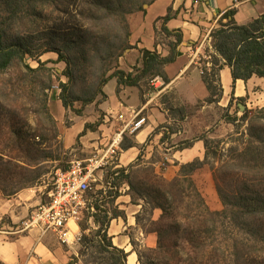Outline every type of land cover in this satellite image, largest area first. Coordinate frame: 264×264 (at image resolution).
<instances>
[{
	"label": "rangeland",
	"instance_id": "1",
	"mask_svg": "<svg viewBox=\"0 0 264 264\" xmlns=\"http://www.w3.org/2000/svg\"><path fill=\"white\" fill-rule=\"evenodd\" d=\"M105 2L109 4L110 0H105ZM27 5L26 7L22 6L18 10L19 19L13 24L12 35L18 36V34H21L32 45L31 49L35 56L26 58L27 65L36 69L39 66L38 59L48 64L46 65V70L42 71V74L40 73L35 76L28 75L21 67H13L7 73L0 74V97L2 98V104L12 107V105H15V99H19L17 102L18 107H16V116H12V118L0 116V127L2 130L0 152L3 153L2 155L6 160L12 163L9 166L10 172H4L0 176V185L9 195L19 193L25 189L38 187L41 191V199L45 201L46 189L55 177L58 169L69 168L74 162H81L84 166L91 165L96 161H100L109 148L103 145L100 152L92 146V143L96 140L86 137L89 132H95L92 129L88 130L84 136H80L87 123L93 125L100 119L103 120V124L105 123L106 114L101 110V104L89 105L81 116H78L71 109H65L66 114L61 122L60 128L62 129L60 130L57 124L54 125L48 119V115L43 110L46 93L48 95L49 113L56 122L58 121L56 117L59 113L55 108L57 99L60 100L59 95L61 93L59 88L60 76L58 73L62 72L66 65L64 63H54L57 60V55L50 52L52 51L50 48L54 47L53 44L49 45L52 42V36H54L52 33L59 31L61 28L70 32L76 28L89 30L94 36L95 42L101 43L100 54L95 61H90L89 70L87 72H75L77 83L74 92L79 97L90 96L101 81L102 75H109L111 73L108 71L115 66V55H123L120 59L121 69L126 72L136 73L134 68L141 67L142 54L139 50V41L135 43L136 48L130 52H124L121 49L126 44V29L121 20L122 14L115 15L109 10H101L92 4V0H80L76 4L70 3L68 0H63L60 3L57 0L46 5H38L36 11H33L30 4L27 3ZM7 15L6 8L0 5V17H6ZM142 15L143 12L126 15L130 29L136 27V30L139 27ZM156 40L161 43L163 50L169 49L172 43L166 36L159 33L156 35ZM201 60L204 62H201ZM201 60L200 64L207 67V62H210L211 58L209 55H206ZM49 75H53L54 82L51 90L46 87ZM60 78L63 82L67 81L64 77ZM83 78L86 80L83 81ZM156 79L146 78L140 85L141 101L143 104L148 103L147 109L141 115L147 117L146 124L150 121L151 114L153 116L157 115L158 118L154 119L157 120V128L162 133L164 130H167L163 127H171L177 133L173 134L170 138H163L162 134H159L160 138H157L158 135H154L148 141V144L140 149V166L132 172V180L135 183L139 180L151 183L152 181L148 179H151L153 175L155 176V171L159 172L160 177L166 181H171L178 176L183 165L197 160L204 161L206 148L204 141L200 140V137L204 134L217 141L214 146H220L223 150L222 157L213 158L211 156L207 162L205 161V166L193 174L195 185L211 211L217 212L223 210V203L217 189V173L220 177L225 175L228 178L227 183L225 182L224 184V189L228 192H232L234 189L238 190V179L264 181V171H249L241 161L236 162L235 160L237 156L235 150L239 151L244 147L249 128L252 126L251 122L249 120L240 121L237 125H234L228 123L224 118V115L229 113L241 119L246 110H249L252 115L257 109L264 106L250 107L248 106L249 101L247 99L245 103L236 101L231 109H228L229 104H225L223 101L211 103L207 99H200L194 105H185L172 92L157 97L160 88L155 86ZM113 87L114 84L111 82L107 87L108 93L111 94L114 91ZM240 105L245 108H241ZM81 106V102L75 103L76 108L79 109ZM182 109H185V111L182 112ZM14 129H21L23 131L22 139L33 143L43 141L38 136H46L48 140L44 142L45 147H50L56 159H58L44 163L37 168L36 171L44 174V176L36 182H33L35 174L30 172V169L24 167L22 161L20 162L22 159H19V152L15 149V145L21 140L17 139V136L13 134ZM72 131H77L78 134L73 137L70 135ZM130 140L129 137H124L122 143L126 144ZM188 141H193L191 147L187 146ZM66 142H71V146L66 145ZM111 155L114 157L110 158V163L102 164L103 166L94 172L95 179L91 183V190L88 194V209L82 213L79 221L80 237L83 240L79 241L77 245L78 256L71 262L73 264H107L104 261V254L97 247L96 231L98 226L90 218L92 213H94L91 207L97 203L101 205L104 203L102 209H108L116 213H125L123 208L128 205L127 201L131 198L128 194L129 186L124 184L120 190L121 196L116 202H109L111 200L109 195L117 191L113 189L114 185L112 186V180L109 179L108 175L116 169L115 166L119 159L118 153ZM108 157H110V154ZM213 167L219 170V172L214 170ZM135 199L137 200L138 197L136 196ZM140 203L143 208L135 216L137 227L127 226L124 231L125 235L132 237L131 245L129 246L131 250L129 252L125 250L127 253H130L127 264H169V258L158 256L157 253L151 252L153 241L147 238V232H152L159 228L162 229L164 226L172 227V233L165 239L167 247L171 249L172 254L174 252L179 253V257H176L178 263L173 261L170 264H189L191 261H197V264H199L198 256H200L202 251L206 250L204 254L208 257L209 252L214 247L219 248V244L227 238L224 235L218 237V239L213 237L208 240L202 239L196 246H193L192 243L188 242L183 233H178L175 228L177 222L184 221V218L181 217V214L185 213L183 209L182 212H179V215L167 217L158 222L156 219H158L159 214L155 213L157 209L153 211L154 205L144 204L143 201ZM80 226H83L87 230L82 231ZM140 229L144 230L147 239L140 236ZM155 236L157 238L155 248H157L158 235L156 234ZM84 237H87V241H84ZM239 239V242H241V259L238 263H235L230 258L226 264H264V246L248 241L243 235L239 236ZM209 244L212 246H208ZM251 252L252 256H250ZM139 256H141V260Z\"/></svg>",
	"mask_w": 264,
	"mask_h": 264
},
{
	"label": "trees",
	"instance_id": "2",
	"mask_svg": "<svg viewBox=\"0 0 264 264\" xmlns=\"http://www.w3.org/2000/svg\"><path fill=\"white\" fill-rule=\"evenodd\" d=\"M57 0H0V5L6 8L8 15L0 17V74L7 73L13 67H21L28 75L42 74V71L46 70L48 63L42 62L38 59V67L36 69L31 68L26 64L27 57L35 56L31 49L29 41L22 37L12 35L13 24L17 22L18 10L22 6H32L33 11H36L38 5H46L50 2ZM62 3L63 0H58ZM70 3H78L80 0H68ZM83 1V0H82ZM157 0H110V3H106L105 0H92V4L101 10H109L115 15L122 14L121 20L126 29V44L122 46L124 52L135 49L136 47L131 45L132 32L130 29L129 21L126 15H132L135 12L146 13V8L154 4ZM236 10L232 9L224 13L219 19V28L214 30L211 34L213 40L214 54H209L211 58L210 62H207V67L202 66V78L209 91L208 102H220L224 96V88L222 85L220 72L224 67H229L233 79V97L230 101L228 109L233 107L236 99L234 96L236 82L243 80L249 81L253 77L264 78V15L255 19L248 25H239L235 19ZM176 16L172 15V9L169 8L168 14L159 19L161 21V31L167 37H174L175 41L170 44V51L168 56H162L157 50L150 51L147 49L140 50L142 54V67L134 68L136 73H128L120 68V59L122 54L115 55V66L109 69L108 74H103L101 81L97 87L92 91L88 97H79L75 94L74 88L77 83V75L75 72H87L89 70L90 61H95L100 54V42H95L94 36L89 30L74 29L69 31L60 29L52 33V42L54 47L50 48V52L57 55V60L54 63H64L65 69L58 73L60 77L67 79L66 82L60 81L59 99L62 102L65 109H71L78 116L83 115L84 110L92 104H99L108 99L107 94L104 91L105 86L112 80L117 79L119 87H139L141 82L146 78H160L164 84H169L165 69L167 66L174 64L179 56V47L183 44V35L180 30L172 31L167 25ZM41 56V55H40ZM202 59V58H201ZM201 62H204L201 60ZM210 64L211 67H208ZM79 80V79H78ZM86 79L83 78V81ZM53 75H49L48 83L46 87L51 90L53 88ZM26 85V84H25ZM16 94V93H14ZM43 110L48 119L55 125L58 123L50 115L48 109V95L45 93ZM18 98L15 99L14 106H6L2 104V98L0 97V107L2 113L0 116L8 118L16 116V107H18ZM81 102V108H76L75 103ZM237 102L245 103V99H238ZM172 112L171 109H169ZM185 109H182L184 112ZM7 116V117H6ZM225 120L228 123L237 125L240 121H250L252 126L249 128L248 136L244 142V147L237 151L235 158L236 162L241 161L246 169L249 171L262 172L264 171V107L257 109L255 113L251 115L249 110H246L244 115L239 119L237 116L231 114L224 115ZM103 124V120H98L95 124H86L84 131L80 136H84L88 130L92 129L96 131L99 126ZM258 125V126H257ZM261 126V127H259ZM163 138H170L173 134L177 133L175 129L163 127ZM59 129V127H58ZM161 130L157 129L156 133H160ZM2 130L0 127V136ZM13 134L17 136L18 141L15 149L19 152L20 162L23 166L30 169V172L35 174L33 182L40 180L44 174L36 171L44 163H49L56 159L53 151L50 147H45V141L48 140L46 136H38L42 138V142L33 143L26 141L23 138V131L21 129H14ZM200 140L204 141L206 154L204 161H195L181 167L180 173L171 181H166L162 177L156 175L151 179L152 182L148 183L145 180H139L135 183L132 180V172L138 166L141 160V154L138 157L137 162L131 164L127 168H117L109 173V179L112 180L113 189H116V193H111L110 203L116 202L121 196V189L124 184L129 186L128 194L131 196L133 205H141V201L144 204H153V211L160 210L161 216L158 220L166 219L167 217H175L179 215V212L184 210L185 213L181 214L184 218L183 222H177L175 226L178 233L182 232L187 238L189 243L196 246L202 239L208 240L209 238H217L226 235L225 241L219 244V248L214 247L209 252L207 257L206 250L202 251L198 256L199 264H226L230 258L238 263L241 259L239 236L243 235L248 241L264 246V181L255 180H239L238 190L234 189L232 192H228L224 189L225 182L228 178L219 176L216 170L217 189L220 199L223 203V210L213 212L207 205L205 199L197 189L193 174L205 166V161L213 156L222 157V149L220 146L215 147L217 142L214 139L209 138L206 134L200 137ZM219 144V142H218ZM193 141H188L187 146L191 147ZM133 147L132 142H128L123 145V149ZM234 151V152H235ZM0 152V176L4 172H10L9 166L12 165L11 161L5 159ZM18 159V160H19ZM235 162V161H234ZM65 168L64 170H67ZM215 174V173H214ZM163 184V185H162ZM262 187V188H261ZM1 190L5 196H13L17 193L8 194L5 189L0 185ZM136 196L138 199L136 200ZM104 203L93 205L91 208L94 213L90 216L94 220V223L98 226L96 231L97 247L100 248L101 253L104 254V261L107 264H127L129 253L124 249L118 248L113 244L112 238L109 235V229L113 220L122 218L126 219L125 213L111 212L108 209H102ZM183 209V210H182ZM100 212V213H99ZM82 231H86V228L80 226ZM158 235V246L155 249H151V252L157 253L158 256H166L169 258V264L176 261V257H179V253L172 251L167 247L165 239L172 233V227H162V229H155ZM241 234V235H240ZM83 239H81L82 241ZM84 241H87V237H84ZM202 244V243H200ZM206 244V243H205ZM208 246H212L209 244ZM208 252V251H207ZM229 254V256H228ZM202 255V256H201ZM252 256V252L250 253ZM140 260H141V256ZM198 262H190L189 264H197ZM73 264V263H70Z\"/></svg>",
	"mask_w": 264,
	"mask_h": 264
},
{
	"label": "crops",
	"instance_id": "3",
	"mask_svg": "<svg viewBox=\"0 0 264 264\" xmlns=\"http://www.w3.org/2000/svg\"><path fill=\"white\" fill-rule=\"evenodd\" d=\"M169 8L172 9V15L176 17L168 23L167 27L172 31L180 30L184 41L178 49L177 61L165 69L170 83L164 84L160 78L156 79L155 86L160 88L157 97L172 92L185 105H194L200 99H208L210 96L202 78L200 60L206 56L207 51L214 54L211 34L219 28L220 17L227 11L235 9L236 22L239 25H248L264 15V0H157L147 7L146 13H143L140 19L139 27L136 30V27L131 29V45L136 47L135 43L139 41V50H157L162 56H168L170 46L169 49L163 50L161 43L156 40V35L159 33L166 36L161 31L162 23L159 19L168 14ZM167 38L170 42L175 41L174 37ZM220 77L224 88V96L221 101L230 104L233 97V79L230 68L224 67L220 72ZM111 82L114 84V91L110 94L107 87ZM104 91L108 99L99 104H101V110L106 114L105 123L95 132H89L86 135L89 139L96 140L92 146L100 152L103 145L109 147L101 160L93 163L95 171L100 169L102 164L110 163L108 156L112 150H116L119 155L115 168L129 167L137 162L141 154L140 149L148 144L152 136L158 135L157 138H160L159 134L164 135L162 132L156 133L158 124L154 118H158L157 115L151 114L148 124H146L147 117L141 115L147 109L148 103L143 104L141 101L140 86L119 87L117 79H112L105 86ZM234 96L236 101L241 98L247 99L250 107H263L264 78L255 76L247 82L238 80ZM55 108L59 113L56 118L60 130L66 111L58 99ZM141 118L146 119L145 124L134 131V124ZM77 134V131L70 132L73 137ZM124 137L131 139L129 142L133 143V147L127 150L122 148L125 144L122 143ZM115 141H120V145H114ZM66 145L71 146V142ZM157 174L159 175V172ZM40 192V188L34 187L13 196H5L0 188V264H70L78 256L77 245L79 243L63 244L52 232L41 237L37 230H21L22 222L42 203ZM127 203L128 205L123 208L126 219L113 220L109 235L115 246L129 252L132 237L125 235L124 231L127 226L137 227L135 216L143 207L142 205H133L131 198ZM155 213L159 214L156 219L158 221L161 211L156 210ZM140 231V236L145 239L144 230L140 229ZM74 232L78 236L80 235V230L77 231L74 228ZM147 233V238L153 241L151 249H154L157 243L156 233Z\"/></svg>",
	"mask_w": 264,
	"mask_h": 264
},
{
	"label": "built area",
	"instance_id": "4",
	"mask_svg": "<svg viewBox=\"0 0 264 264\" xmlns=\"http://www.w3.org/2000/svg\"><path fill=\"white\" fill-rule=\"evenodd\" d=\"M145 121V118L139 119L134 124V131L140 129ZM114 145L119 146L120 141H115ZM117 153L116 150L111 151V154ZM111 154L109 158L114 157ZM93 165L74 162L67 170L58 169L46 189V200L22 222L21 230H37L41 237L52 232L63 244L79 243L81 237L74 228L79 230L80 217L88 209L87 194L95 171Z\"/></svg>",
	"mask_w": 264,
	"mask_h": 264
},
{
	"label": "bare ground",
	"instance_id": "5",
	"mask_svg": "<svg viewBox=\"0 0 264 264\" xmlns=\"http://www.w3.org/2000/svg\"><path fill=\"white\" fill-rule=\"evenodd\" d=\"M94 175H95V174L93 173V174H92V182H93L94 179H95V178H94ZM88 194H89V193H88ZM88 194H87V201H88ZM88 202H89V201H88Z\"/></svg>",
	"mask_w": 264,
	"mask_h": 264
},
{
	"label": "water",
	"instance_id": "6",
	"mask_svg": "<svg viewBox=\"0 0 264 264\" xmlns=\"http://www.w3.org/2000/svg\"><path fill=\"white\" fill-rule=\"evenodd\" d=\"M241 106V108H245L244 106H242V105H240Z\"/></svg>",
	"mask_w": 264,
	"mask_h": 264
}]
</instances>
